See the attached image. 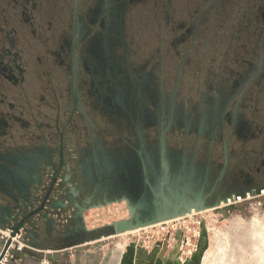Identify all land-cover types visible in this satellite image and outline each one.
<instances>
[{
  "label": "flooded vegetation",
  "instance_id": "flooded-vegetation-1",
  "mask_svg": "<svg viewBox=\"0 0 264 264\" xmlns=\"http://www.w3.org/2000/svg\"><path fill=\"white\" fill-rule=\"evenodd\" d=\"M140 2L0 0V228L12 229L0 264L18 257L12 237L21 229L41 249L80 243L78 203L129 198L137 207L158 195L179 198L174 212L264 186V129L245 110L264 83V5L257 60L209 80L192 104L179 98V77L168 93L155 63L130 59L127 20ZM38 69L52 83L39 105Z\"/></svg>",
  "mask_w": 264,
  "mask_h": 264
},
{
  "label": "rangeland",
  "instance_id": "rangeland-1",
  "mask_svg": "<svg viewBox=\"0 0 264 264\" xmlns=\"http://www.w3.org/2000/svg\"><path fill=\"white\" fill-rule=\"evenodd\" d=\"M260 5H264V0H145L129 11V57L137 63L145 60L155 63L154 71L161 73L168 93L179 77V98H191V103L195 104L209 80L215 81L231 72H243L248 67L247 60H257L263 29ZM29 39L30 34L21 44L27 57L33 56L30 52L34 51V42ZM37 50L43 51L42 44H37ZM28 60L29 66L34 67V57ZM47 79L43 69H38V82L31 86L34 103H41L40 97L48 95L45 87L50 90L52 83ZM53 79L55 87L62 89L60 76L54 75ZM252 88L255 93L245 110L248 117L256 118L264 129V83ZM47 99L45 96L44 100ZM108 127L113 128L111 124ZM85 213L88 225L94 227L110 218L127 216L124 201L92 207ZM202 222L206 223L210 233L202 264H264V186L244 194L237 193L218 206L187 213L180 264L198 251ZM162 225L157 222L145 230L149 235L161 237L165 231ZM140 233L134 231L126 237L135 240ZM119 238L104 239L109 245H104L108 252L103 264L118 263V253L111 251L117 247ZM99 243L87 246L97 249ZM27 256L21 263L39 264L40 260ZM57 263L62 264L61 261Z\"/></svg>",
  "mask_w": 264,
  "mask_h": 264
},
{
  "label": "water",
  "instance_id": "water-1",
  "mask_svg": "<svg viewBox=\"0 0 264 264\" xmlns=\"http://www.w3.org/2000/svg\"><path fill=\"white\" fill-rule=\"evenodd\" d=\"M178 200L179 198H161L158 195H155L154 198H151L149 203H146L145 205L138 204L137 207L130 203L129 198H120L113 201H106V203L99 202L91 205L78 203V209L74 214V218L77 219L78 226L81 228V230L86 233V236L83 240H81V242L88 243L102 236L118 235L127 231H132L144 226L155 224L157 222H164L168 219L186 215L192 210L200 211L210 207H215L218 206L222 201H226L227 198H219L212 204H205L204 201H200L198 198H196V200L190 199V204H186L181 210L170 212V209H178L180 202ZM123 201L125 202L128 211L126 217L112 220L97 227H88L84 215L86 210L112 202ZM201 228L202 233L198 244V251L190 258L186 259L183 264H202V256L204 251L209 246V235L208 227L205 222H202ZM16 229L17 228L15 227L14 230L16 231ZM98 231L101 232L97 233V235H94V233ZM176 238H180V234L177 233ZM165 246L166 243H163L162 245L155 244L151 251H146L139 245L131 242L126 246V250L123 252L119 264H180L179 257L181 255V250H175L165 254ZM68 253L69 252H66V254ZM34 254H36V252H34ZM58 256V254H54L55 260L53 261L55 263H57Z\"/></svg>",
  "mask_w": 264,
  "mask_h": 264
},
{
  "label": "built area",
  "instance_id": "built-area-1",
  "mask_svg": "<svg viewBox=\"0 0 264 264\" xmlns=\"http://www.w3.org/2000/svg\"><path fill=\"white\" fill-rule=\"evenodd\" d=\"M45 210H47L49 212V216H53L55 218H57L58 215V211L53 209V208H49L48 206H46ZM67 215H70L69 212L66 213ZM41 215L39 213H37L35 215V220H42V218L40 217ZM181 217H185V215L177 217V218H173L174 222L178 225H175L174 223H168L169 221H173V220H166L164 222H161L162 228L165 229L164 232H162L161 237H156L154 235H149V232H147L145 230V228L147 226L135 229V230H141V233L137 235V237L135 238V241H143L146 242L148 244L155 245V244H159L162 245L163 243H165L166 241H169L171 239V236L176 238L177 233L180 234V238H178V240H181L182 243L185 244L184 239H185V225H184V220L180 221L179 218ZM87 222V220H86ZM157 223L155 224H151V226H155ZM149 226V225H148ZM143 228V229H142ZM11 231L12 229L10 227L7 228H0V241L2 242V244H0V249L4 246V244L6 243V241L9 239L10 235H11ZM23 229H21V231L19 233H17L15 236L12 237V240H14L13 244L15 245V249L13 250V253H11V255H15L18 254V257L16 258L15 261H7L4 262L2 261L3 264H16V262H18L20 264V262L22 261V258H24L25 253H24V249L27 248L30 251H34L36 253H41V257L39 258V264H47L48 262H53L54 264H58L55 263L53 260H55L54 258V254H58L59 256L62 255L64 251H66L69 247L65 248V249H41L38 248L36 246H33L29 243H27L24 239H23ZM134 231V230H132ZM187 243V240H186ZM181 254H184V250L181 251ZM58 256V258H59ZM5 258H3L4 260ZM58 262V261H57Z\"/></svg>",
  "mask_w": 264,
  "mask_h": 264
},
{
  "label": "crops",
  "instance_id": "crops-1",
  "mask_svg": "<svg viewBox=\"0 0 264 264\" xmlns=\"http://www.w3.org/2000/svg\"><path fill=\"white\" fill-rule=\"evenodd\" d=\"M111 220L112 219L110 218V220L102 223V225L110 222ZM179 220L183 221L184 217L179 218ZM168 223H174L175 225H178L174 222V220L171 222L169 221ZM88 227L91 228L94 226L88 225ZM134 231H141V230H134ZM134 231H127V232H124V233L118 234V235L102 236V237L95 239V240L88 242V243L80 242L77 244H72V245L68 246L69 248L66 251H64V252H69V253L65 254V255L64 254L60 255L57 261L58 262L61 261L62 264L63 263L64 264H103L104 258L107 256V252H108V249L105 248L106 246H104V245L105 244L109 245V241L107 242L104 239H110V237H120L117 247L115 248V250L111 251V252H117L118 253V256H117L118 263L117 264H119L120 258L122 256L123 252L126 250V246L128 244H130L131 242H134L136 245H139L140 247H142L146 251H151L153 249L154 245L151 246L150 244H148L146 242L135 241L132 239H128V237H126V235H128V233H131ZM208 235L210 238L209 228H208ZM91 243H99V244H96V246H98V248L97 249L96 248L95 249L88 248L87 245L91 244ZM165 243H166V246L164 249L165 254H167L169 252H173L175 250H181L182 251L184 249L183 248L184 243H182L181 240H178L177 238H174L172 236H171V239L169 241H166ZM25 259H27V256H24V258H22V261L24 262Z\"/></svg>",
  "mask_w": 264,
  "mask_h": 264
}]
</instances>
